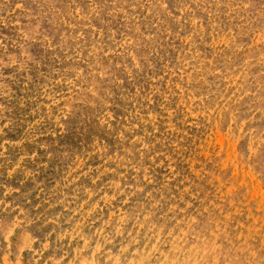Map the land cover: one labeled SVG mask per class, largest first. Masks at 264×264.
<instances>
[{"label": "rangeland", "instance_id": "rangeland-1", "mask_svg": "<svg viewBox=\"0 0 264 264\" xmlns=\"http://www.w3.org/2000/svg\"><path fill=\"white\" fill-rule=\"evenodd\" d=\"M0 264H264V0H0Z\"/></svg>", "mask_w": 264, "mask_h": 264}, {"label": "bare ground", "instance_id": "bare-ground-1", "mask_svg": "<svg viewBox=\"0 0 264 264\" xmlns=\"http://www.w3.org/2000/svg\"><path fill=\"white\" fill-rule=\"evenodd\" d=\"M99 36V35H98Z\"/></svg>", "mask_w": 264, "mask_h": 264}]
</instances>
